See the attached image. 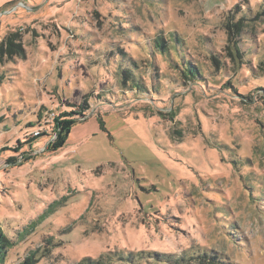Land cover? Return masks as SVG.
<instances>
[{
    "label": "rangeland",
    "instance_id": "374dc122",
    "mask_svg": "<svg viewBox=\"0 0 264 264\" xmlns=\"http://www.w3.org/2000/svg\"><path fill=\"white\" fill-rule=\"evenodd\" d=\"M11 33L0 264H264V0H0Z\"/></svg>",
    "mask_w": 264,
    "mask_h": 264
},
{
    "label": "trees",
    "instance_id": "16d2710c",
    "mask_svg": "<svg viewBox=\"0 0 264 264\" xmlns=\"http://www.w3.org/2000/svg\"><path fill=\"white\" fill-rule=\"evenodd\" d=\"M235 12L238 11V8H235L234 10ZM242 26L241 21H238L237 23H233V24H229L227 25V30L229 32V39L228 42L230 43H234L233 41V35L237 33L239 34V30L240 27ZM17 39H19L17 34H8L2 41L0 44V60L2 55H6V57L11 56L13 54H17V55H23V49L21 47L20 43H17L16 41H18ZM154 48H156V50H158L160 53L164 54L165 51H167V48H165V46L163 45V42L160 39H155V43H154ZM182 69H183V73L185 76H188V78H191L192 80L197 81V78L199 76V73H197V71L188 63L185 65H183L182 63ZM123 74H125V72H123ZM125 76V75H124ZM136 79H133L134 83V88L135 89H141L142 91L144 90V87H141L138 83V81ZM85 116V108L82 106L80 111L75 113V112H62L60 113L58 116H56L53 119L52 122V133H53V141L48 143V145L46 146V150H50V151H54L57 150L59 148H61L64 144V141L67 137L68 131L69 129L77 122L78 119H83ZM45 133L40 132L37 133L35 135L30 134L29 136L25 137L23 139V143H19L18 147L14 149V152L17 153L21 146L23 144H28L29 146H31L37 139L41 138L42 136H44ZM22 158V157H21ZM31 158V157H30ZM23 161L29 159V157H25L22 158ZM19 163V160H17V158H9L6 161V164H10V165H14ZM35 253L29 254L22 263L20 264H32L33 263V258H34ZM165 256V255H162ZM201 256H199L198 258H200ZM205 257V256H203ZM128 258H133V256L128 255L127 257H125L124 260L128 259ZM197 258H185L184 256L177 258L174 261H171V263L173 264H187L188 262H190L191 260H194ZM114 259L106 256V261L111 263ZM119 260H123L122 257H120ZM123 260V261H124ZM167 262H169V260H167ZM169 263V264H171ZM79 264H98V262H93L90 259H84L82 260Z\"/></svg>",
    "mask_w": 264,
    "mask_h": 264
}]
</instances>
